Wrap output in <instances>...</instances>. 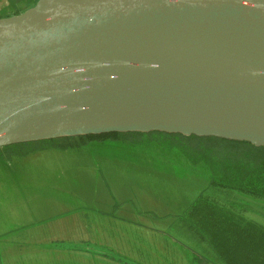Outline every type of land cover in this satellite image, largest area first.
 Returning a JSON list of instances; mask_svg holds the SVG:
<instances>
[{
  "label": "water",
  "instance_id": "water-1",
  "mask_svg": "<svg viewBox=\"0 0 264 264\" xmlns=\"http://www.w3.org/2000/svg\"><path fill=\"white\" fill-rule=\"evenodd\" d=\"M151 132L264 148V0H36L0 17V147Z\"/></svg>",
  "mask_w": 264,
  "mask_h": 264
},
{
  "label": "flooded vegetation",
  "instance_id": "flooded-vegetation-1",
  "mask_svg": "<svg viewBox=\"0 0 264 264\" xmlns=\"http://www.w3.org/2000/svg\"><path fill=\"white\" fill-rule=\"evenodd\" d=\"M81 154L80 157L83 159V154L86 153ZM88 154L93 156L87 158V162L83 165L93 168V161H96L95 156L98 153ZM88 154H86L87 157ZM113 159H118L119 161L114 162ZM98 160L101 169L107 170L106 172L113 177L112 179L108 176L111 184L118 190L120 196L118 201L109 191L104 192L101 190L99 193L96 192L94 194H98L99 200L101 199V201L108 203L109 206L107 208L89 207L83 200L76 198L71 193L72 188L65 186V184L71 185L72 181H65L63 184L65 188H59L60 196L46 195L44 189L49 186V183L44 181L40 185L41 191L35 190L33 193L30 192L31 194L25 195L22 200L23 203L20 204L18 197V201L13 202V207L9 208V214L13 215L11 221L15 222V226L6 231L8 234L6 238L0 239V264H169L167 263V258L169 256L171 259L172 255L167 250L169 244L165 238L168 237L171 241L174 236L171 233L164 234L162 238L158 237L161 240L157 239L156 242L154 241V233H136L133 231L134 229L127 228L129 224H140L139 222L131 221L129 217L140 220L143 224L154 223V210H152L154 209V193L160 192L159 197L163 201L170 204L180 203L172 204L177 210L172 217L176 219L174 234L177 236L175 239L177 243L181 244L182 238H185L182 233L181 223L184 220H188V209L199 203L204 197H210L209 195L212 193L199 198L200 193L196 196L195 200L197 201L189 202L190 204L184 207L183 203L184 201H189V195L183 194L184 189L179 188L181 190H177L176 187L183 188V182L192 181L188 177V173L180 172L178 177L173 172L154 171V168L139 164L134 159L122 157L103 155L99 156ZM57 161L63 166L68 165L65 164L67 162L60 159ZM77 164V167L81 166L79 163ZM170 169L177 170L175 167ZM152 176L154 177V184ZM130 179L140 185L130 183ZM175 179L181 180L180 184H177ZM104 182L110 190L108 182L106 180ZM150 184L154 188H150ZM172 185L176 186L172 187ZM210 185L221 184H212L210 182ZM30 189L34 190L31 186ZM53 189L48 187L47 191L53 192ZM175 189L177 190L176 193ZM14 196L15 194L12 198ZM31 197L33 202L39 200V203L26 206L25 201ZM160 198L157 197L155 199L160 202L162 201ZM140 207H145L147 210H140ZM55 219H61L63 223L73 225L76 231L74 229L69 231L66 241L51 242L57 248L52 249V244L47 247L42 239L44 235H48L52 231L48 229L47 223L53 222ZM21 226L27 227L23 230L20 229L19 232L18 229ZM168 227L173 230L172 227ZM67 228L71 229L70 227ZM26 248L36 249L38 252L35 255L38 256H26L25 259L18 258L16 251H24ZM43 252L46 253L43 254ZM1 254L2 256L4 254L3 260L1 259ZM67 258L80 259V261L75 262ZM170 259L168 258V262Z\"/></svg>",
  "mask_w": 264,
  "mask_h": 264
},
{
  "label": "rangeland",
  "instance_id": "rangeland-1",
  "mask_svg": "<svg viewBox=\"0 0 264 264\" xmlns=\"http://www.w3.org/2000/svg\"><path fill=\"white\" fill-rule=\"evenodd\" d=\"M5 2L7 1L0 0V10L2 8L4 10L0 11V15L4 14L2 12H6L5 10L8 8L4 5ZM173 135L167 133L154 134L151 132L118 134L106 139L80 136L60 137L0 147V239L6 238L8 236L6 231L15 226V222L11 221L13 215L9 214V208L13 207V202H17L19 197V204L23 203L22 200L25 198V195L27 196L35 190L41 191L40 185L44 181L49 183L48 187L54 188L53 192H48V187H46L44 193L52 196H60L59 190L65 188L63 185L65 181H72L71 185L65 184V186L72 188L71 193L76 198L78 197L83 200L89 207L107 208L109 206L108 203L101 201V199L99 200L98 194L93 195V192L99 193L104 187L103 185L118 201L120 198L118 190L111 184L109 178L113 179V177L106 172L107 170L101 169L98 160L99 156L108 155L134 159L139 164L154 168V171H170L178 177L180 176V172H191L192 175H197L202 179L206 177L212 184L235 185L238 182L234 180L233 176L225 177V171H233L235 169V173L238 171L244 172L239 167V159L243 158L245 153L264 154L263 149L256 148L255 146V148H251L247 143L225 141L213 137ZM81 153H98L95 156L96 161H93L92 169L84 165L86 169H89L88 174L90 177H83L80 173L75 177L73 175L74 168L78 166L77 163L83 165L87 162V158L93 156L92 154H88L87 157L86 154H83L82 159L80 157ZM59 159L67 162L65 164L68 165L63 166V164H59L57 161ZM113 161L117 162L119 160L113 159ZM172 167H175L177 170L170 169ZM76 170L79 172L81 168H77ZM221 172L223 174L218 177L217 174ZM152 179L154 184L153 176ZM105 180L108 182L110 190L107 188ZM129 181L130 183H134L132 179ZM175 181L177 184H180L181 180L175 179ZM134 184L140 185L139 183ZM29 185L34 190L30 189ZM175 186L172 185V187ZM149 187L154 188L152 184ZM176 189L181 190L178 187ZM14 194L15 196L12 198ZM32 197L25 201L26 206L39 203V200L33 202ZM41 198L44 199L43 197ZM139 209L147 210L145 207H140ZM26 227L21 226L18 231L20 232V229L23 230ZM45 253L43 252V254ZM67 259L75 262L80 261V259L75 258Z\"/></svg>",
  "mask_w": 264,
  "mask_h": 264
},
{
  "label": "crops",
  "instance_id": "crops-1",
  "mask_svg": "<svg viewBox=\"0 0 264 264\" xmlns=\"http://www.w3.org/2000/svg\"><path fill=\"white\" fill-rule=\"evenodd\" d=\"M6 1L4 5L8 8L0 17L18 14L36 0ZM2 9L0 11H4ZM187 173L192 181L183 182V194L189 195V201L183 203L184 207L197 201L196 196L200 193L199 198L212 194L188 209V220L181 223L182 233L185 235L181 244L175 239L176 219L172 217L177 211L172 204L180 203L163 201L159 197L160 192L154 193V223L143 224L142 221L129 217L131 221L140 224H129L127 228L134 229L136 233H154L156 242L164 234L171 233L174 236L171 241L168 237L165 238L169 244L167 250L172 255L171 259L168 256L169 262L167 258L169 264H264V192L222 184L212 186L209 181H205L203 185L197 182L201 177ZM102 191H107L105 185ZM157 197L162 201L158 202L155 199ZM47 224L52 231L42 239L46 246L53 241H66L68 232L73 229L76 231L73 225L65 224L61 219Z\"/></svg>",
  "mask_w": 264,
  "mask_h": 264
},
{
  "label": "trees",
  "instance_id": "trees-1",
  "mask_svg": "<svg viewBox=\"0 0 264 264\" xmlns=\"http://www.w3.org/2000/svg\"><path fill=\"white\" fill-rule=\"evenodd\" d=\"M152 133L165 134L161 132H152ZM118 134H130V133H108V134L88 135V136H80V137H88V138L101 137V138L106 139V138L114 137ZM173 136H175V134ZM231 142H235V141H231ZM238 143H241V142H238ZM250 146L251 148H255L252 145ZM256 148H260L264 150L263 147H256ZM243 156H244L243 158L239 159V167H241L244 170V172L238 171L237 173H235V169L233 171L231 170L232 172L225 171V177L233 176L234 180L238 183L235 185L222 184V183H219V184L250 188V189H254L259 192L261 191L264 192V154L256 155V154L245 153ZM221 174H223V172L218 173L217 174L218 177H220Z\"/></svg>",
  "mask_w": 264,
  "mask_h": 264
}]
</instances>
